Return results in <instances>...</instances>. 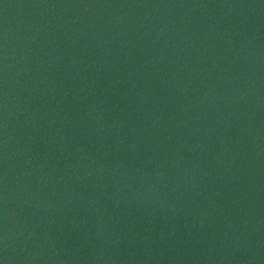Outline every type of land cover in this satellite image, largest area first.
Masks as SVG:
<instances>
[{
	"label": "water",
	"instance_id": "1",
	"mask_svg": "<svg viewBox=\"0 0 264 264\" xmlns=\"http://www.w3.org/2000/svg\"><path fill=\"white\" fill-rule=\"evenodd\" d=\"M0 264H264V0H0Z\"/></svg>",
	"mask_w": 264,
	"mask_h": 264
}]
</instances>
